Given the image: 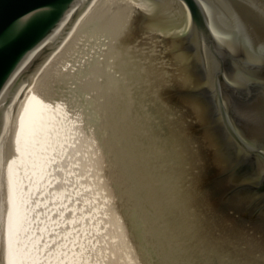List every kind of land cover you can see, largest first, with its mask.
<instances>
[{
  "label": "water",
  "instance_id": "95a60500",
  "mask_svg": "<svg viewBox=\"0 0 264 264\" xmlns=\"http://www.w3.org/2000/svg\"><path fill=\"white\" fill-rule=\"evenodd\" d=\"M5 115L70 32L135 12L171 43L151 63L145 141L162 217L215 264H264V0H0Z\"/></svg>",
  "mask_w": 264,
  "mask_h": 264
},
{
  "label": "bare ground",
  "instance_id": "6f19581e",
  "mask_svg": "<svg viewBox=\"0 0 264 264\" xmlns=\"http://www.w3.org/2000/svg\"><path fill=\"white\" fill-rule=\"evenodd\" d=\"M138 13L140 12L109 19L86 32L68 33L30 82L18 90L10 102L0 138V264H87L86 260L83 262L79 257L87 241L85 235L79 236L77 242H65L68 236L67 234L65 237V228H70L75 220L78 224H72L82 231L80 221H83L85 214L80 212L81 216L78 215L77 220L71 217L72 214H65L68 201H61L66 193L59 198L57 192L60 187L56 189L57 185L62 186L65 182H55V173L63 160L78 162L82 170L90 166V159H95V163L100 164L97 160L101 150L106 155L105 158L112 156L110 153L112 154L115 146L114 134L117 129L111 117L114 113L111 108L103 109L101 103L111 98L107 100L111 107L114 105L111 101L115 98H112L113 86L106 82L120 77L132 79L135 76L138 83L144 84L153 58L159 53L158 40L155 39L157 37L152 33L145 35L147 38L144 37L143 40H136L137 33L133 30ZM72 34L79 35L71 41L69 37ZM162 38L160 36V52L165 48L166 40ZM144 90H141L142 99L137 100L143 105ZM104 92L109 98L105 99ZM141 93H137L138 96ZM128 104H131V100ZM136 106L133 107L139 113L142 107L138 111ZM142 121L140 119L138 125V128L142 127L141 133L138 130L141 135L138 142L146 145L142 140V135L147 134L145 122ZM73 122L75 126L71 127ZM110 124L112 126L108 127ZM100 130L102 142L93 134ZM105 133L110 135H103ZM90 139L93 144L83 154L84 146ZM106 146L109 147L107 150L104 149ZM68 148L71 149L70 155L67 153ZM113 189L115 188L109 186L112 194ZM61 204H64V208L59 210L60 216L57 213L55 217L47 215L51 211L55 212ZM105 208L107 205H102L99 212L102 213ZM82 209L81 207L80 210ZM98 217L99 215H94L90 220L96 222Z\"/></svg>",
  "mask_w": 264,
  "mask_h": 264
},
{
  "label": "rangeland",
  "instance_id": "374dc122",
  "mask_svg": "<svg viewBox=\"0 0 264 264\" xmlns=\"http://www.w3.org/2000/svg\"><path fill=\"white\" fill-rule=\"evenodd\" d=\"M134 15L136 14L134 13ZM136 22L137 18L135 20V28L136 26L138 27L139 23H141L139 20V23ZM155 31L156 30L153 31V29L149 30L147 25L143 24L139 32H137L136 40H143L145 35L152 33V35L157 37L155 39L158 40L160 53V36L161 38L163 37L162 39L166 40L164 42L165 48L171 43V41L170 37L165 35V33L161 32L162 34H160V31L157 33ZM78 35L72 34L69 38L72 41L73 39H76ZM135 74L136 73H134V75ZM136 77L138 78L140 76ZM124 79L125 78L120 77L118 79H114L113 81L106 82L107 85L113 86L112 89L114 88V96L112 98L115 99H112L111 101L114 105L109 107L108 104H110V101L108 102L107 100H110L111 98L107 99L109 97L106 95V92H104V94L106 96L105 99L107 100L101 103L103 105V109L111 108L114 113L111 117L113 118V122L116 123L117 129L114 134L115 141L113 140L115 142V146L112 148V154L110 153L112 156L108 155L109 157L105 158L106 155H103L104 152L99 150L100 152L97 161H99L100 164L97 165L95 159H90V166L88 168L84 167L82 170H80L82 166L81 164L79 166L78 162L69 163L68 161L63 160L62 163L58 164V168L55 173V180H57L55 182H65L62 186L57 185L56 188L58 189V187H60V191L57 192L59 194V198L63 197L65 193L67 194H65L66 197H63V201L59 199V201L63 203L64 199L68 201V205L66 204L67 206H65L67 208V212L69 211V213L66 212L65 214H72L73 216L71 217H75L77 220V216H81V213H83L85 214L83 221L86 222L80 221L82 223L81 225H83V230H80V232L79 228L72 224L77 223L73 220L74 222L72 221L70 228H65L67 229L65 237L67 234L69 236H67L65 242H77L79 236L85 235L88 242L86 241L84 243L86 247L84 246V251L83 249L80 251L79 257L83 260V262L86 260L85 262H87V264H215L202 256L162 217L151 166L148 141L146 145H141L138 142V139H140L139 137H141L139 131L140 133L142 131V127L140 129L138 128V125L140 124V119L141 121L143 120L142 122H145V105L137 100L139 98L142 99L143 96L141 90H144L145 86L142 84L143 82H141V84L140 82L138 83L135 76H133L132 79H125V81ZM139 92L141 94L138 96ZM125 97L128 98L125 99ZM119 100L121 101V104ZM130 100L131 104H128L130 103ZM134 105H137L136 107L138 108V111L142 107L139 113L135 111V107H133ZM128 107L131 109L128 110ZM133 116L136 117L134 118ZM133 120L136 121L134 122ZM110 122L112 123V121H109V123ZM120 124L122 127H120ZM124 124H126V126ZM72 126H75V122H73V124L71 123V127ZM109 126H112V124L108 125V127ZM93 134H96L97 140H101V130L99 133L94 132ZM93 134L91 133L92 136ZM103 135L110 134L105 133ZM146 136L147 134H143L142 140L144 139L145 141ZM87 141L90 142L85 144L83 154H86L89 150L88 148H90L93 144L91 139ZM102 141L103 140H101V142ZM127 145L128 147H126ZM101 146L103 145L101 144ZM108 148L106 146L104 149L107 150ZM70 150V148L67 149V153L69 155ZM69 164L74 165L69 167ZM133 177L134 180L132 179ZM121 182H123V184ZM71 185L72 187H70ZM109 186L115 188L113 189V194V191H109ZM122 187L127 188L122 189ZM105 204L107 205V208L100 213L99 208ZM58 206L60 208L58 207L56 209L57 212L56 210L55 212L51 211L47 215L55 217V213H57L60 216L62 211L61 209L64 208V204H61L62 207L60 205ZM81 207L84 210L82 209L81 211ZM94 215H99L96 222H94L95 220H90ZM78 219L80 220V218ZM63 231L64 230H62V232ZM62 238H64V236H62ZM57 248L58 247L56 246L55 249Z\"/></svg>",
  "mask_w": 264,
  "mask_h": 264
},
{
  "label": "snow or ice",
  "instance_id": "6c2138e0",
  "mask_svg": "<svg viewBox=\"0 0 264 264\" xmlns=\"http://www.w3.org/2000/svg\"><path fill=\"white\" fill-rule=\"evenodd\" d=\"M46 13L42 10H36L20 18V21L16 23L6 34L0 35V46L15 42L20 39L26 30L42 22V19Z\"/></svg>",
  "mask_w": 264,
  "mask_h": 264
}]
</instances>
